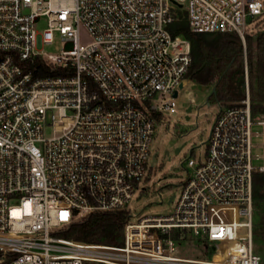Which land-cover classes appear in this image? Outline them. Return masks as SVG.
<instances>
[{
  "label": "built area",
  "instance_id": "built-area-1",
  "mask_svg": "<svg viewBox=\"0 0 264 264\" xmlns=\"http://www.w3.org/2000/svg\"><path fill=\"white\" fill-rule=\"evenodd\" d=\"M182 13L193 33L239 35L244 99L219 105L204 157L182 162L170 214L130 216L120 247L57 236L91 214L130 215L156 124L192 66L190 41L168 29ZM263 15L262 0H0V264H264L253 200L264 115L252 113L246 56V22ZM57 35L61 53H44ZM38 59L64 75L36 76ZM187 232L213 255L180 256Z\"/></svg>",
  "mask_w": 264,
  "mask_h": 264
},
{
  "label": "trees",
  "instance_id": "trees-1",
  "mask_svg": "<svg viewBox=\"0 0 264 264\" xmlns=\"http://www.w3.org/2000/svg\"><path fill=\"white\" fill-rule=\"evenodd\" d=\"M168 29L172 36L181 35L190 41L192 66L186 79L211 88L209 102L224 107L244 99V53L237 33H193L183 13ZM246 45L252 113L253 116L264 115V31L257 36L246 35ZM36 63L44 68L36 76L64 75L48 71L41 59ZM253 200L254 236L264 239V173L253 175ZM129 217L127 211L91 214L58 232L57 236L88 244L120 247L124 243V228ZM174 238L178 239L179 235H174ZM205 251L208 256L214 253L208 246Z\"/></svg>",
  "mask_w": 264,
  "mask_h": 264
},
{
  "label": "rangeland",
  "instance_id": "rangeland-1",
  "mask_svg": "<svg viewBox=\"0 0 264 264\" xmlns=\"http://www.w3.org/2000/svg\"><path fill=\"white\" fill-rule=\"evenodd\" d=\"M262 1L264 4V0ZM44 25L41 23L39 29H43ZM262 31H264V15L246 22L247 35L257 36ZM62 49L63 43L58 35L53 44L42 47V51L48 55H59ZM210 94L211 89L207 90V87L197 85L187 78L176 98V111L164 112L162 120L156 124L150 159L152 163L153 157L156 156L154 167L141 181L128 204L132 222H137L138 219L146 216L167 215L173 211L176 200L171 203L170 199L173 195L179 197L182 184L188 174L182 162L191 155L195 160L204 157L212 126L220 111L218 103L208 101ZM189 107L192 110L187 112ZM256 130L261 131V128H255L254 131ZM45 135L51 137L52 129L48 128ZM177 149H180L178 153ZM256 153L261 154V151H255ZM254 220L256 223V219ZM184 237V241L178 246L180 256L193 259L208 257L205 250L209 245L206 241L195 239L189 232L184 234ZM254 237L256 251L264 259V239Z\"/></svg>",
  "mask_w": 264,
  "mask_h": 264
},
{
  "label": "water",
  "instance_id": "water-1",
  "mask_svg": "<svg viewBox=\"0 0 264 264\" xmlns=\"http://www.w3.org/2000/svg\"><path fill=\"white\" fill-rule=\"evenodd\" d=\"M243 87H244V83H243ZM181 89L183 88V85H181V87H180ZM209 87H207V89H208ZM174 97L175 98H177L178 97V93H175L174 94ZM192 110V108L191 107H189V109H188V111L187 112H190ZM187 119H189L188 117H187ZM180 151V149H177V153Z\"/></svg>",
  "mask_w": 264,
  "mask_h": 264
}]
</instances>
